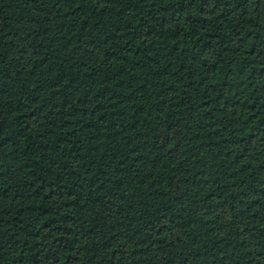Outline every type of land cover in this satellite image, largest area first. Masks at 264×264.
I'll return each instance as SVG.
<instances>
[{
	"label": "trees",
	"instance_id": "obj_1",
	"mask_svg": "<svg viewBox=\"0 0 264 264\" xmlns=\"http://www.w3.org/2000/svg\"><path fill=\"white\" fill-rule=\"evenodd\" d=\"M0 264H264V0H0Z\"/></svg>",
	"mask_w": 264,
	"mask_h": 264
}]
</instances>
